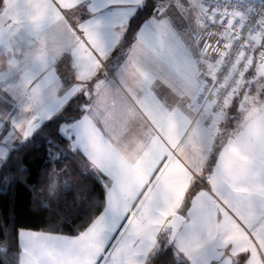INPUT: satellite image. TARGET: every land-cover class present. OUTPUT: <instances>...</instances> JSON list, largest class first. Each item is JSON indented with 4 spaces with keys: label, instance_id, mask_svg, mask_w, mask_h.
Here are the masks:
<instances>
[{
    "label": "snow or ice",
    "instance_id": "1",
    "mask_svg": "<svg viewBox=\"0 0 264 264\" xmlns=\"http://www.w3.org/2000/svg\"><path fill=\"white\" fill-rule=\"evenodd\" d=\"M37 135L76 166L46 189L12 159ZM13 184L49 219L69 195L90 215L71 234L0 220V264H264V0H0Z\"/></svg>",
    "mask_w": 264,
    "mask_h": 264
},
{
    "label": "trees",
    "instance_id": "2",
    "mask_svg": "<svg viewBox=\"0 0 264 264\" xmlns=\"http://www.w3.org/2000/svg\"><path fill=\"white\" fill-rule=\"evenodd\" d=\"M131 38V37H129ZM49 129H44V135L49 134ZM35 144L29 147L22 148L19 152L13 153V161H18L20 165L26 168V178L29 186L36 184L39 188H46L47 182L39 184L38 181L45 176L46 173H50L52 168H63L65 166H76L71 161L65 160L63 163H50L48 161L46 152V142L42 136L37 135L34 137ZM77 157V160H80ZM16 173V167L12 166L10 171H5L4 175H14ZM73 178L78 183H86L84 177L80 176L78 171L73 173ZM88 186L95 187L93 195L99 196V185H93L88 183ZM34 194L29 191L28 187L24 184H13L6 191L0 190V220L5 223L15 222L18 227L30 228L33 230H55L56 232H62L63 234H71L70 229L75 228L77 225L84 222L85 218L90 215L87 211H81L80 203L72 202V195L65 197L60 202L59 210L60 215L51 214L47 211H42L34 207L33 200ZM41 201L47 199L46 196L39 197ZM98 215V213H96ZM74 218V223L65 225L64 217Z\"/></svg>",
    "mask_w": 264,
    "mask_h": 264
},
{
    "label": "crops",
    "instance_id": "3",
    "mask_svg": "<svg viewBox=\"0 0 264 264\" xmlns=\"http://www.w3.org/2000/svg\"><path fill=\"white\" fill-rule=\"evenodd\" d=\"M59 71H60V74H61V75H65V74H66V71H65V68H64L63 65H60V66H59Z\"/></svg>",
    "mask_w": 264,
    "mask_h": 264
},
{
    "label": "rangeland",
    "instance_id": "4",
    "mask_svg": "<svg viewBox=\"0 0 264 264\" xmlns=\"http://www.w3.org/2000/svg\"><path fill=\"white\" fill-rule=\"evenodd\" d=\"M60 169V168H59ZM59 169H57L59 171ZM46 189V188H45Z\"/></svg>",
    "mask_w": 264,
    "mask_h": 264
}]
</instances>
